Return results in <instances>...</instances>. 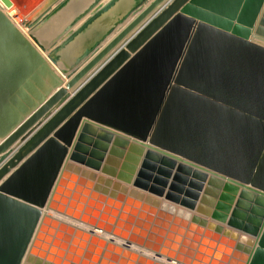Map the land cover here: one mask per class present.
<instances>
[{
  "label": "water",
  "instance_id": "water-1",
  "mask_svg": "<svg viewBox=\"0 0 264 264\" xmlns=\"http://www.w3.org/2000/svg\"><path fill=\"white\" fill-rule=\"evenodd\" d=\"M129 15L64 80L0 8V264H264V0Z\"/></svg>",
  "mask_w": 264,
  "mask_h": 264
},
{
  "label": "crops",
  "instance_id": "crops-1",
  "mask_svg": "<svg viewBox=\"0 0 264 264\" xmlns=\"http://www.w3.org/2000/svg\"><path fill=\"white\" fill-rule=\"evenodd\" d=\"M141 0H117L115 2V4L110 7V9H108L107 11L102 12L95 20H92V15L91 13L87 14L86 16H84L82 19H79L75 24L80 23L85 25L83 26V29L79 31V33H77V35L75 34L70 40L65 41L63 47L59 48V50H57V52H55V55L57 54L58 56H54V58L57 60V62H63V66L64 68H62V66H60L58 63H56V65L54 66V69L62 76V78L64 80H66L67 74H69L72 70V68L79 66L82 62H84L88 57H90V55L95 51V49L97 47H101L103 46L108 40L109 38H111L120 28L121 26H123V24H125V22L127 20H129L132 16L130 15V17L125 21V22H121L122 19H124V17L129 14V12L132 10L133 7L137 6V4H147V2L149 0H145L144 2H140ZM93 2L92 0H89L88 3L85 4V7L89 4ZM104 2V1H103ZM116 5V6H115ZM87 6V7H88ZM77 4L75 2L72 1L71 4H69L68 7L62 9L58 15L56 16H66L69 18V20H67L65 23H63V25L61 26V30L64 29H68L67 31V35H69V33L72 31L71 29L76 28V26H72V21L74 20V14L76 11ZM86 7V8H87ZM77 15V14H76ZM114 18V19H113ZM54 19V18H53ZM89 19V20H88ZM88 20V21H87ZM90 22V23H87ZM67 24V25H66ZM70 28H69V27ZM78 26V25H77ZM71 30V31H70ZM61 34V33H59ZM58 34V35H59ZM130 34V33H129ZM57 35V36H58ZM129 37V35L125 36L118 44L115 45V47L111 50L108 51L106 55H104L89 71H87L71 88H68L70 93H73L74 89H76L79 84L83 83L88 76H90L104 61L107 60V58H109V55L116 49L118 48L120 45H122V42L127 39ZM58 40V39H55ZM53 42H43L40 41L41 43H43V45L46 46V50L50 48V50H52L54 48V46H56V41ZM53 47V48H52ZM58 49V48H57ZM85 50H88L87 55H85L84 57H82L79 61L78 59L80 58V56L83 55V52H85ZM48 52V51H47ZM45 56V55H44ZM64 84V83H63ZM62 84V86H63ZM54 91V90H53ZM66 100V99H65ZM64 102V101H63ZM62 104V103H61ZM59 104L57 107L56 106H52L51 107V112L50 114L45 117L44 119H38V121L35 122V124L32 126L33 130L31 131L34 132L43 122H45L49 116H51V114L57 109L59 108V106L61 105ZM77 108V107H76ZM75 108V109H76ZM74 109V110H75ZM85 117H82V119ZM30 133V134H31ZM29 134V135H30ZM19 139H17L13 144L10 145V149H12V151L9 153L8 156H10L12 154L13 151H15V149L17 148V146L22 143L23 141H20ZM19 142V143H18ZM29 154V153H28ZM26 153V155H24V157L19 161V163L28 155ZM7 156V157H8ZM6 157V158H7ZM17 163V165L19 164ZM17 165L13 166L10 168V170L0 179V182L10 173V171H12Z\"/></svg>",
  "mask_w": 264,
  "mask_h": 264
},
{
  "label": "rangeland",
  "instance_id": "rangeland-1",
  "mask_svg": "<svg viewBox=\"0 0 264 264\" xmlns=\"http://www.w3.org/2000/svg\"><path fill=\"white\" fill-rule=\"evenodd\" d=\"M10 1H11V4L7 5L2 0H0L1 10L20 29V31L25 36H27L32 42L34 41L31 35L35 36L38 41L40 40L45 43L53 42L55 39H58V40H55L56 41L55 44L56 43L58 44H56L54 48L52 47L53 48L52 50H50V48L47 50L46 49L43 50L39 48L41 53L45 55L46 59L49 60V57H48L49 53L54 55V53L57 52L59 48L63 47L64 45L63 41H65L68 37L67 35L68 29L66 30L63 28L61 30V26L63 25L62 22L64 21L63 23H65L67 20H69V18L65 16L66 18L64 17L63 19H60V17L56 16L62 9L68 7L69 4L72 3V1L77 4V7L75 8L77 12H75L74 20L72 21V26H73L79 19H82L84 16H86L89 13H91V15L93 16L91 21L95 20L102 12L110 9V7H112L117 0H114L111 5H109L107 8L103 10H101V8H103L104 5L109 2V0H92L93 2L92 3L90 2L91 4H89V6L87 5L88 7L86 6L87 8L85 7V4L88 3L89 0H66L59 8H57L54 11H52L53 8H55L56 5L62 0H56L55 2L51 3L48 6L50 7V9H48L47 7L48 5L47 0H10ZM144 1L145 0H142V2ZM93 8H94V11L91 12ZM90 9L92 10L90 11ZM96 11H98V13L93 14ZM87 23H90V22H87ZM74 26H76V28L71 29V30L73 31L77 30L76 31V35H77V33H79V31L83 29V28L80 29L82 24L80 22V23L75 24ZM35 45L37 46V43H35ZM50 63L54 68V66L57 63L56 59L54 62L50 61Z\"/></svg>",
  "mask_w": 264,
  "mask_h": 264
},
{
  "label": "bare ground",
  "instance_id": "bare-ground-1",
  "mask_svg": "<svg viewBox=\"0 0 264 264\" xmlns=\"http://www.w3.org/2000/svg\"><path fill=\"white\" fill-rule=\"evenodd\" d=\"M106 2V1H105ZM116 6V5H115ZM92 9H90V11H91ZM94 11V8H93V10L91 11V12H93ZM128 15V14H127ZM58 17V16H57ZM60 17V19H63L65 16L64 15H62V16H59ZM130 17V15L123 21V22H125L128 18ZM56 18V17H55ZM66 18V17H65ZM114 19V18H113ZM64 22V21H63ZM63 22H62V24H63ZM75 25V24H74ZM73 25V26H74ZM73 31V30H72ZM110 39V38H109ZM54 55H55V53H54ZM55 56H58L57 54L55 55ZM59 57V56H58ZM57 59V58H56ZM58 60V59H57ZM57 60H56V62H57ZM58 63V62H57ZM60 66H62V68H64V66L62 65L63 64V62H59L58 63ZM49 212H51V211H49ZM68 220H71L70 218H67ZM83 225V227H85V228H89L90 229V227L87 225V224H82ZM95 230V229H94ZM96 232H100V234H103L104 232L103 231H99V230H97Z\"/></svg>",
  "mask_w": 264,
  "mask_h": 264
},
{
  "label": "built area",
  "instance_id": "built-area-1",
  "mask_svg": "<svg viewBox=\"0 0 264 264\" xmlns=\"http://www.w3.org/2000/svg\"><path fill=\"white\" fill-rule=\"evenodd\" d=\"M15 16H16V14H15Z\"/></svg>",
  "mask_w": 264,
  "mask_h": 264
}]
</instances>
